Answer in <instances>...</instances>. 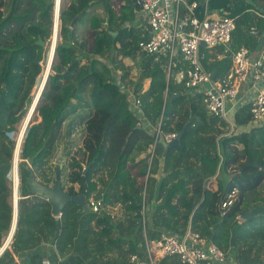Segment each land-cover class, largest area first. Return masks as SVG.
<instances>
[{"label":"trees","instance_id":"trees-1","mask_svg":"<svg viewBox=\"0 0 264 264\" xmlns=\"http://www.w3.org/2000/svg\"><path fill=\"white\" fill-rule=\"evenodd\" d=\"M55 1L0 0V250L12 228L13 191L19 189L20 196L11 249L0 264H14V255L22 264H129L132 254L145 258L146 238L154 242L169 233L181 239L189 227L225 252L228 264H264V217L240 220L251 206L264 203L258 192L264 185V123L254 124L250 101L231 112L234 131L229 134V124L207 109L205 95L188 93L178 82L176 75L186 68L181 58L169 74L168 57L158 59L140 49L151 36L146 26H128L137 18V0H61L55 58L53 44L43 70L45 48L37 42L41 37L51 43ZM253 2L264 9V0ZM217 10L235 20L232 52L264 47L248 33L254 25L264 33V19L254 6L209 0L208 12ZM198 13L203 16V6ZM128 58L139 70L137 81L132 80L134 67L124 62ZM231 66V53L206 63L215 80ZM146 80L150 86L142 93ZM40 87V92L45 89L13 170L23 125L16 141L10 134L26 118ZM130 90L141 101L140 126ZM173 94L183 95L171 99ZM160 122L164 133L184 135L166 156L168 145L158 142L151 160ZM148 123L151 131L145 129ZM62 152L66 161L59 166ZM59 167L61 177L66 170L61 186L70 196L82 193L89 167L86 199L88 204L92 195L102 200L99 213L69 203L55 217L49 201L29 193V168L40 183L54 187ZM213 179L220 185L216 192L208 187ZM234 193V204L223 210ZM114 209H120L118 216L113 217ZM44 244L53 246L48 257L36 251ZM160 264L181 262L168 257Z\"/></svg>","mask_w":264,"mask_h":264},{"label":"built area","instance_id":"built-area-1","mask_svg":"<svg viewBox=\"0 0 264 264\" xmlns=\"http://www.w3.org/2000/svg\"><path fill=\"white\" fill-rule=\"evenodd\" d=\"M138 10L144 17L145 25L150 33L149 40L141 41L139 47L147 55L169 58V74L178 65L181 58L186 65L177 78L184 84L188 93H203L207 109L214 115L225 120L234 131L230 120L231 112L251 95V115L255 125L264 123V51L258 56L247 47L242 46L232 52L233 33L236 29L235 20L230 17L211 18L208 4L202 5L194 0H137ZM203 6V16L198 9ZM264 19V15L257 13ZM134 24H128L133 26ZM249 36L261 39L263 34L256 26L250 27ZM204 44V46H203ZM220 48L222 53L216 55V60H222L226 55H232L230 70L220 79L215 80L206 68L210 62V51ZM264 49V47H263ZM132 96V104L139 117L143 120L141 101L138 96ZM243 94V95H242ZM243 96V100L241 97ZM246 102V101H245ZM177 133H164L161 122L155 129V143L151 150V160L154 157L157 143L160 141L169 145L177 139ZM150 160V161H151ZM236 200V193L222 204V209H229ZM92 212L99 213L103 208L102 200L92 195L89 201ZM147 206L142 209L143 225L147 221ZM60 217V216H59ZM115 217V214H113ZM241 220V219H240ZM53 247V246H52ZM168 257H178L181 264H228L225 252L214 244H208L205 239L188 228L183 238L165 233L158 241L150 242L146 238V256L138 254L129 257V264H160Z\"/></svg>","mask_w":264,"mask_h":264},{"label":"water","instance_id":"water-1","mask_svg":"<svg viewBox=\"0 0 264 264\" xmlns=\"http://www.w3.org/2000/svg\"><path fill=\"white\" fill-rule=\"evenodd\" d=\"M231 2H234L236 0H228ZM244 2H247L248 4H250L251 6H254L255 9L257 10V12L261 13L264 15V9L256 7L255 3L253 2V0H241ZM60 9H61V3L60 0H56L55 1V17H54V27H53V36L51 38V43L49 45V50L50 53L52 52V48H53V44H54V48H53V60L55 58V51H56V47H57V43H58V38H59V24H60ZM82 15H79L71 24V28H73L76 24V22L81 18ZM260 43L262 45H264V34L263 37L260 39ZM38 45H40L41 47H46V42H44L42 40V38H39V41L37 42ZM204 46V44H203ZM77 62V60H74L72 62V64L70 65L69 69H71L74 64ZM53 63H51V69H52ZM216 73H213L212 77L213 79H215ZM49 79V78H48ZM48 81V80H47ZM47 84V83H46ZM46 87V85H45ZM45 88L41 90V87L39 89V91L37 92L36 96L34 98L31 99V105L29 108V111L27 113V116L25 118V122H24V131L25 134L24 136L22 135L23 138H21L20 140L18 139L16 142V149H15V153H14V164H13V170L15 168V162L18 159V157H20V151H21V147L24 141V137L27 133V130L30 126L33 125L32 123V119H33V115L35 114V111L38 107L39 101L41 99L42 93L44 91ZM40 92V94H39ZM183 94H173L171 99H175L178 97H181ZM194 118H191L190 121L187 123V125L185 126L184 131L193 123ZM184 131L182 133H180L177 137V139L173 140L168 147L166 148V153L165 156L167 155L168 151L170 148L173 147H178L181 145V140L183 138L184 135ZM20 137V136H19ZM64 157V152L61 153V155L59 156L58 160H57V164L60 166L62 163ZM20 159V158H19ZM21 161V160H20ZM17 164V163H16ZM18 165V164H17ZM18 169H19V165H18ZM89 167H87L84 170L83 173V177H82V181H83V190L82 193L80 195L77 196H70L69 194L65 193L62 190V186H61V167L57 168V184L54 187H48L42 183H40L35 176V173L33 172V170L31 168H29V176L26 179V184L29 186V193L36 195L38 197H41L43 199H46L47 201H49L52 205L53 208V215L55 217H59L63 211V209L65 208L66 205H68L69 203H74L75 205L81 207L83 209V211L85 213H91L92 209L89 207L88 203H87V192H88V182H87V178L86 175L88 173ZM19 185H20V178H19ZM17 190L16 192L13 191V223H12V228L10 231L9 236L7 237L3 247L0 250V254H2L7 248H9L15 230H16V226H17V222H18V215H19V200H20V196H18L17 199ZM258 217H264V203H260L257 206H251L249 209H247L246 211H244L242 213V215L240 216V219L242 221H249ZM235 233V230L233 232V234Z\"/></svg>","mask_w":264,"mask_h":264},{"label":"crops","instance_id":"crops-1","mask_svg":"<svg viewBox=\"0 0 264 264\" xmlns=\"http://www.w3.org/2000/svg\"><path fill=\"white\" fill-rule=\"evenodd\" d=\"M194 1H198L200 4H202V5H206V4H208L209 3V0H194ZM114 8L117 10L118 8H119V4H115L114 5ZM257 11V10H256ZM136 13H137V18H136V20L134 21V22H132L134 25L135 24H137L138 25V21H142L143 19H144V17H143V15L141 14V12L139 11V10H137L136 11ZM259 13V12H258ZM261 14V13H260ZM209 16L211 17V18H217V17H220V12H219V10H217V11H215V12H210L209 13ZM145 21V20H144ZM131 23V24H132ZM146 23H144V24H140V25H145ZM133 25V26H134ZM263 51H264V49H263V47H259L255 52H253L254 53V55L255 56H258V55H260L261 53H263ZM222 53V49H220V48H216V49H214V50H212V51H210V55H209V57L211 58V61H215V59H216V55H219V54H221ZM130 60V59H129ZM132 61V60H131ZM129 67H133V62H131V63H127L126 62V60L124 61ZM178 64H179V62H178ZM184 66H185V64H184ZM181 71H183V70H181ZM181 71L180 72H178V74L176 75V78H178L179 77V75H180V73H181ZM139 79V70L138 69H133V74H132V80L133 81H137ZM263 86H264V83L262 84ZM149 86H150V80H146L145 81V84H144V89L142 90V93H144L148 88H149ZM243 95V94H242ZM247 98L244 100V102L245 101H247V100H250V98H251V95L250 94H247ZM241 100H243V96L241 97ZM151 124H146L145 125V129H147L148 131H151L152 129H151ZM23 131V130H22ZM140 158H143V156H141ZM139 158V159H140ZM209 189L211 190V191H214V192H216L218 189H219V187H220V185H219V183L215 180V179H213V180H211V182L209 183ZM262 189H264V185H263V188ZM114 212L115 211H118V209H114L113 210ZM9 249H11L10 248V246H9ZM39 250L41 251L40 253L44 256V257H48L49 255H50V253L52 252V250H53V247L51 246V245H49V244H44L42 247H40L39 249H37L36 251L37 252H39ZM4 253V252H3ZM2 253V254H3ZM2 254H0V257H1V255ZM14 259H15V262H14V264H22L21 263V260H20V258H18L17 256H15L14 255Z\"/></svg>","mask_w":264,"mask_h":264},{"label":"rangeland","instance_id":"rangeland-1","mask_svg":"<svg viewBox=\"0 0 264 264\" xmlns=\"http://www.w3.org/2000/svg\"><path fill=\"white\" fill-rule=\"evenodd\" d=\"M61 1V0H60ZM54 14H55V11H54ZM145 23V21H144V19L142 20V21H138V25H140V24H144ZM255 26V25H254ZM257 27V26H256ZM258 28V27H257ZM259 29V28H258ZM83 35H86V34H83ZM45 48V52H44V60L42 61V63H41V65H42V69L44 70V66H45V62H46V59H47V54H48V51H49V43L47 44L46 43V47H44ZM130 58H128V59H126V62L127 63H131V62H133V61H131V59L129 60ZM133 67H134V69H137V67H136V63L135 62H133ZM43 72V71H42ZM51 74H53V72H51ZM50 74V75H51ZM40 76V75H39ZM37 81H38V86H39V77H38V79H37ZM37 92H38V90H37ZM37 92L35 93V95L32 97V98H34L35 96H36V94H37ZM36 118H37V120H36V122H41V119L39 118V116L38 115H36ZM34 119H35V116L33 117V119H32V123L34 122ZM25 120V119H24ZM24 120H23V122H24ZM23 122L22 123H20V124H18L17 125V129H16V132H14V133H11L10 134V136L12 137V139H14L15 141H16V139L14 138V135L19 131V129L21 128V126L22 125H24L23 124ZM19 133V132H18ZM17 142V141H16ZM60 156V155H59ZM59 156H58V158H59ZM58 160V159H57ZM65 161H66V159L63 157V160H62V163H61V165L63 164V163H65ZM21 162V161H20ZM65 175H66V170H64V177H61V180H63V178H65ZM98 177V176H97ZM263 188V186L258 190V192L261 194V195H263L264 194V189H262ZM17 198H18V196H19V189H18V191H17ZM12 201V200H11ZM12 203H13V201H12ZM113 214H115V216H118L119 214H120V209H118V211H115ZM39 252H41L40 250H39Z\"/></svg>","mask_w":264,"mask_h":264},{"label":"bare ground","instance_id":"bare-ground-1","mask_svg":"<svg viewBox=\"0 0 264 264\" xmlns=\"http://www.w3.org/2000/svg\"><path fill=\"white\" fill-rule=\"evenodd\" d=\"M48 72H49V70L46 69L45 72L43 73L42 79H41V81H40V85H41L43 79L45 78V76H46V74H47ZM37 90H38V89H37Z\"/></svg>","mask_w":264,"mask_h":264}]
</instances>
